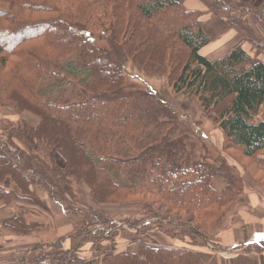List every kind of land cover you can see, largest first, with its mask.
<instances>
[{"label": "trees", "instance_id": "16d2710c", "mask_svg": "<svg viewBox=\"0 0 264 264\" xmlns=\"http://www.w3.org/2000/svg\"><path fill=\"white\" fill-rule=\"evenodd\" d=\"M201 1L207 12L178 0H0V103L38 119L36 125L6 121L0 201L24 203L37 186L74 214L61 203L84 184L97 205L145 209L147 217L125 219L130 228L184 243L101 250L97 243L123 229L115 230L104 210L99 216L87 211L75 251L59 239L40 258L17 264H205L194 248L227 219L245 180L193 133L168 98L130 82L126 67L131 62L145 74L163 75L172 92L196 99L223 132L224 150L237 148L264 172V62L241 44L213 61L201 54L212 41L203 15L223 16L254 48L262 42L252 23H262L248 1ZM218 175L227 181L223 191L212 186ZM23 215L12 220L15 229L39 233L48 226ZM95 223L105 230L93 232ZM89 242L98 250L87 261L78 252ZM213 248L202 247L217 254Z\"/></svg>", "mask_w": 264, "mask_h": 264}, {"label": "crops", "instance_id": "0c3cea01", "mask_svg": "<svg viewBox=\"0 0 264 264\" xmlns=\"http://www.w3.org/2000/svg\"><path fill=\"white\" fill-rule=\"evenodd\" d=\"M178 1L189 9L207 12V7L201 0ZM202 21L204 30L212 41L201 50V54L209 60L213 61L225 55L230 49L239 44L247 51H252L253 46L249 42H245L239 32L230 28L223 17L212 16L209 13L203 15ZM256 32L261 37H264V33L261 29L259 31L256 29ZM259 60L264 62V59ZM10 111L15 114L11 109ZM17 116L18 115L10 117L11 119L9 120L17 121ZM24 117L26 120H30L28 122L31 124L36 125L38 123V119L30 113H26ZM4 118L5 117L0 113V136H3L2 131L5 129L6 125V122L4 125ZM16 144L24 148L21 143ZM230 159L229 157L227 158L228 161H231ZM238 177L243 178L246 182L244 197L246 200L243 204L245 210L238 211V206L240 204V201H238L235 206L233 220L228 222L225 219L215 232L216 241L219 242L220 245H225L231 249L238 248V250L232 255V258H223L220 254L212 253L206 249L200 247L194 248L198 254H202L201 257L205 264H264V190L253 180L249 179L247 184L245 177L241 174L238 175ZM212 186L218 191H223L227 187V181L221 177H214ZM33 189L44 196V193L41 192L39 187L34 186ZM240 199L241 196L238 200ZM23 205V203L17 201L11 204L0 201V264H17L24 261L32 262L35 257L38 259L43 255L45 244L48 243L49 245V241L54 238H58L57 240L60 238L62 240L65 250H73L81 243L83 236L79 233L86 224L83 212H85L87 208L82 210L80 207H77L78 213L72 214L63 209L58 203H53L52 206L55 208L54 213L52 215L48 214V216L42 214L46 218V223L48 225L45 230L51 233L52 229L54 234V237L48 239L42 233L40 236L39 234L35 235V232L31 230H24L20 227H17L18 229L14 228L15 225H12V220L23 212ZM105 207L103 205L102 207L96 206L97 210H104L108 213L109 211L106 209L108 207ZM123 211L125 210L115 209L108 214L113 216V220H117L114 218L115 215L117 216ZM6 225L12 226L7 227ZM124 225L127 224L125 223ZM91 230L95 232L93 229ZM156 233L160 238H165L167 240V245H173L163 233L159 231H156ZM154 235L157 237L155 233ZM147 237L146 234L141 233V230H133L129 226H126V230H123V233L118 237H114L111 240H103L97 243L96 247L98 248V246H100V249L114 248L116 251L126 249L137 251L141 242H146ZM149 241L156 243L151 239H149ZM157 244L158 243L153 245ZM175 244L183 245L181 242H176ZM39 245H43L44 247L37 248ZM94 246L95 244L93 242L87 243L79 250L78 255L85 258L87 261L90 260L94 255L93 252L98 250L95 249ZM245 248H249L250 252H242Z\"/></svg>", "mask_w": 264, "mask_h": 264}, {"label": "rangeland", "instance_id": "374dc122", "mask_svg": "<svg viewBox=\"0 0 264 264\" xmlns=\"http://www.w3.org/2000/svg\"><path fill=\"white\" fill-rule=\"evenodd\" d=\"M244 1H248L249 5L251 7H253L254 11H256L255 13H253L255 15L254 17H258L262 23L261 25H259V24H254L251 22L253 25V28H254L253 29L254 32L259 37V39L261 40L262 43H261V46H258L256 48L253 47V49H252V51H250V53L252 52L251 54L256 55L257 58H259V59H264V37H261L256 32V29H257V31H259L261 29L264 32V0H244ZM237 3L238 2L235 1V4H237ZM233 6H235V5H233ZM235 7L238 8L237 9L238 13L242 11V8H239L238 6H235ZM238 13L234 12L233 14H238ZM246 13H247V11H246ZM250 16H252V15H250ZM219 17H223V16H219ZM202 19H203V17H202ZM126 67H127V74L129 75V78H131V79H129L130 82L150 86L154 91L161 93L166 98H168L169 101H171V103L173 104L174 108L178 111L182 121L184 123L188 124L189 127H191L193 133H195L198 136H202V138L204 140H206L207 143L211 146L212 151L216 155H218L220 153L226 159L228 157H229V159L231 158L230 159L231 161H228V162L230 163V166L232 167L233 174H235L237 176L241 174L243 177H245L247 184L249 182L248 180L250 179L248 177V175H249L251 177V179L264 190V172H262L259 168H257L255 166V164L253 163V161L250 157L243 155L237 148L231 149V150H224L225 139H224L223 132L221 131V129H219L217 127V125L212 120V118H210V116H206V117L203 116L202 108L196 99L190 98V97L182 95V94H175L174 92H172V88H171L170 84L168 83L166 77L163 75L145 74V73L139 71L136 68V66L134 64H132L131 62L128 63ZM132 78L135 80H133ZM12 111L15 112L13 109H12ZM0 113L2 114V116L5 117L4 118V125H5V122L7 120L11 119L10 117H13L15 115H18L17 120H20V119L26 120L24 116L27 112H23L20 114L15 112V114H13L10 111V107L3 106L0 103ZM26 121L28 122L30 120H26ZM14 122H16V121H14ZM5 127H6V125H5ZM4 132H5V130L2 131L3 136H1L3 138L6 137ZM58 158H59V161L61 163H63V164L65 163L66 156H65L64 152H62V151L59 152ZM262 158H261V160L263 161L264 160L263 155H262ZM236 159L237 160L239 159L241 161V164L245 167L244 169L247 170L248 175L244 171V169L241 167V165H239V163ZM215 177H221L224 179V177L219 176V175L215 176ZM245 184H246V182H245ZM40 190L42 193H44V196L36 191L35 196H31L32 198L31 197L26 198L25 202L23 203L24 204L23 205V207H24L23 212L26 213V215H23V216L27 219L28 223H31L36 218L40 219L41 221H43L45 223L46 218L42 214L48 216V214L52 215L55 211V208L52 205H53V203L57 204V202L50 197V195L47 191H44L41 188H40ZM71 192L72 191H69L68 196L66 197L67 200L65 199V202L61 203L62 205H66L69 209H71V210L75 209L77 211H78L77 207H80V209H82V210H85L87 208L85 210V212H83V214L85 215V219H86V212L87 211H88V213H91V214L95 213L96 216H99V213L102 212L101 210H97V208H96V206L102 207V205H97L91 200L90 194L88 195L89 190L84 184L78 189L75 188L73 194H70ZM240 196H241L240 200L236 199V201L229 208L226 209V214H227L226 220L228 222L233 220V215L235 213V206H236L238 201H240V204L238 206V211L245 210L243 207L244 201L246 200V198H244L245 197V190L242 192L241 195H239V197ZM20 203H22V202H20ZM106 206H109L108 208L111 209V211H114L115 209L118 208L117 205H106ZM126 207H128V208H126ZM139 207L140 206H138L136 209H133L134 207L132 205H124V207L118 208V209H128V210L121 212L117 216L115 215L114 218L117 219V220H114V222L116 223L115 230H118L119 229L118 227H122L123 230H126V226H129V225L128 224L124 225L125 219H127L129 217L130 218H145L144 216L147 217V215L144 214L146 212V210L139 208ZM99 211H101V212H99ZM23 212H21V213H23ZM32 212H33V214H31ZM38 213H41V214H38ZM70 213H71V211H70ZM108 213H110V212H108ZM73 217H76V216H73ZM90 218H91V222L96 221L95 218H92L91 216L89 217V219ZM102 220L104 221V219H102ZM155 221H156V219H151L150 222L147 221L145 225H148L149 223L153 224ZM117 222H120V223H117ZM91 229H93L94 231H96L97 229H104L105 230L103 225L96 224V223L94 226H92ZM141 229H142L141 233H144V234H146V236H148L147 240H146V244L148 243V245H153V244L158 243L157 245H160V244H164V243L166 244L167 243V240L165 238H160V236L156 233V230L149 233L147 230H143L144 227H142V226H140L136 229H133V230H141ZM41 230L39 233L37 231H35V235L39 234L41 236V233H42L48 239L54 237L52 229H51V233L47 232V230H45V226ZM123 230H120V232L123 233ZM154 233L157 235V237H155ZM57 239L58 238L51 239L49 241V243L51 244V243L55 242V240L57 241ZM149 239H151L153 242H156V243L150 242ZM180 241L181 240L176 239V241H173V243L175 244L176 242H180ZM211 242L217 244L216 237H215V230L210 232L206 238H204L202 240L201 239L198 240L200 248H202L205 245H208L209 248L212 249L214 245ZM177 244H180V243H177ZM49 245H48V243L45 244V250H44L43 254L45 252L47 253V250L49 249ZM43 247H44L43 245H39L37 248H43ZM225 247L227 249H224V250H217V249L215 250L214 248L213 249L216 251L217 254H220L221 257H223V258H232V255H234L235 252H237V250H238V248L231 249V248H228L227 246H225ZM51 251L53 252L50 254V257L52 260L53 258L56 257L57 253H55V248L52 249ZM73 251H75V249L71 250V252H73ZM242 252L248 253L246 251H242ZM36 258L37 257H35V259ZM93 258H94V256H93ZM67 263H68V261L64 262L63 264H67ZM37 264H39L38 261H37ZM44 264H51V263H49V261L46 260Z\"/></svg>", "mask_w": 264, "mask_h": 264}]
</instances>
